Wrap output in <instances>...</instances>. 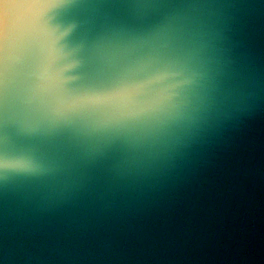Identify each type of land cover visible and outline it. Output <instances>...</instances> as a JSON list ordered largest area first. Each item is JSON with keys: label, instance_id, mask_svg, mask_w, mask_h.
Instances as JSON below:
<instances>
[{"label": "water", "instance_id": "water-1", "mask_svg": "<svg viewBox=\"0 0 264 264\" xmlns=\"http://www.w3.org/2000/svg\"><path fill=\"white\" fill-rule=\"evenodd\" d=\"M0 264H264V0H0Z\"/></svg>", "mask_w": 264, "mask_h": 264}]
</instances>
